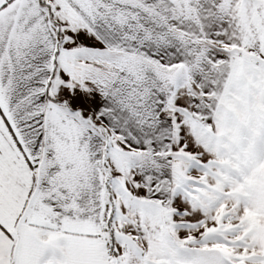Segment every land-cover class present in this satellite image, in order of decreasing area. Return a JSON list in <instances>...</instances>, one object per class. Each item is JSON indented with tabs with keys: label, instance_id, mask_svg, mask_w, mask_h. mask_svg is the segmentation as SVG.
I'll use <instances>...</instances> for the list:
<instances>
[{
	"label": "snow or ice",
	"instance_id": "6c2138e0",
	"mask_svg": "<svg viewBox=\"0 0 264 264\" xmlns=\"http://www.w3.org/2000/svg\"><path fill=\"white\" fill-rule=\"evenodd\" d=\"M0 264H264V0H0Z\"/></svg>",
	"mask_w": 264,
	"mask_h": 264
}]
</instances>
